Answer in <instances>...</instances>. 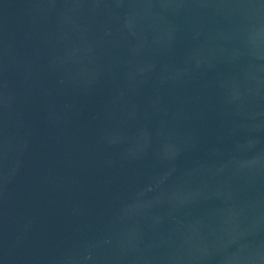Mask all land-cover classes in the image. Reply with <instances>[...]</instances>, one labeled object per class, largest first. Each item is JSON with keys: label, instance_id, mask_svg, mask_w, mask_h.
Instances as JSON below:
<instances>
[{"label": "water", "instance_id": "95a60500", "mask_svg": "<svg viewBox=\"0 0 264 264\" xmlns=\"http://www.w3.org/2000/svg\"><path fill=\"white\" fill-rule=\"evenodd\" d=\"M0 264H264V0H0Z\"/></svg>", "mask_w": 264, "mask_h": 264}]
</instances>
